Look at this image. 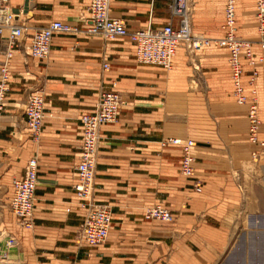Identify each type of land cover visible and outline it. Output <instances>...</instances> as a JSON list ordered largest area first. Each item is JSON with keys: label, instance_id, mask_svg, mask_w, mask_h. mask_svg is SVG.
Segmentation results:
<instances>
[{"label": "crops", "instance_id": "0c3cea01", "mask_svg": "<svg viewBox=\"0 0 264 264\" xmlns=\"http://www.w3.org/2000/svg\"><path fill=\"white\" fill-rule=\"evenodd\" d=\"M194 1L192 28L202 33L206 30L202 20L225 0ZM87 3L9 0L15 12H24L19 15L30 33L54 19L80 24ZM168 5V0H111L110 14L130 31L148 23L159 27L170 19ZM236 18L238 25V2ZM28 40L14 48L0 117V245L7 252L6 261L264 264V151L252 159L257 146L248 140L247 106L238 105L232 93L226 48L217 53L206 49L194 70L179 47L172 68L166 70L138 63L128 37L58 34L46 59L26 56ZM252 50L257 58L259 137L264 139V50L256 42ZM103 61L109 63L108 70L102 69ZM243 64L242 82L248 92L251 68L245 60ZM111 81H116L123 102L117 121L101 127L94 200L111 207L112 222L102 244L78 245L83 210L73 185L80 116L95 109ZM38 90L44 93L45 118L40 140L34 142L24 105L28 94ZM168 137L197 142L193 175L180 171L179 146H160ZM33 155L38 159L33 227L24 229L9 200L13 179L24 175ZM155 204L168 208L173 219H145L144 209ZM9 236L15 244L6 247Z\"/></svg>", "mask_w": 264, "mask_h": 264}, {"label": "built area", "instance_id": "2783aa9c", "mask_svg": "<svg viewBox=\"0 0 264 264\" xmlns=\"http://www.w3.org/2000/svg\"><path fill=\"white\" fill-rule=\"evenodd\" d=\"M170 19L159 27L150 23L130 31L122 19L110 14L111 0H88L86 13L80 16L81 23H70L60 19L51 20L47 25L34 28L30 33L28 26L21 20L19 13L9 5V0H0V117L6 105L9 90L11 59L14 48L24 45L26 55L33 59H46L50 52L51 42L55 35L97 36L103 39L128 37L135 45L136 61L145 65H156L166 70L173 66V59L182 45L189 50H199L203 47L217 45L228 50V64L232 80V93L239 105L247 106L248 140L257 149L251 152L252 159H257L261 149H264V139L259 137L261 118L258 108L256 91L248 93L242 82L244 72L243 60L251 68L250 84L257 74L255 64L257 58L253 54V42L237 34L238 25L236 9L238 0H225L224 18L221 24L222 35L208 37L195 33L190 22V0H168ZM255 18L257 23V40L260 49L264 50V0H254ZM258 60H262L259 57ZM109 63L102 62V69L108 70ZM44 93L33 91L28 94L24 115L27 129L32 141L40 140L44 125ZM122 97L116 88V81H111L110 87L101 91L95 109L91 113L80 116L81 141L78 161L75 165L76 182L73 189L78 198V205L83 210L82 221L76 235L78 245L91 247L102 244L108 237L112 222L111 207L94 200V179L98 159V145L101 138V127L114 123L118 119ZM197 142L193 139L168 137L160 141L161 147L179 146L182 157L181 173L189 177L194 173L195 158L193 149ZM38 183V159L36 155L29 157L24 166V175L12 181V194L9 207L16 217L18 225L24 229H32L35 191ZM195 189L200 190V183H195ZM145 219H155L169 222L173 219L172 212L162 205L155 204L144 209ZM15 239L9 236L5 239L6 247L13 246ZM6 259V254L0 245V261Z\"/></svg>", "mask_w": 264, "mask_h": 264}, {"label": "rangeland", "instance_id": "374dc122", "mask_svg": "<svg viewBox=\"0 0 264 264\" xmlns=\"http://www.w3.org/2000/svg\"><path fill=\"white\" fill-rule=\"evenodd\" d=\"M190 4L191 5H190L189 17H190V22L192 24L195 18V14H194L195 13V1L190 0ZM253 4H254V0H238L239 20H240V23L238 24V26L240 27H238L237 34L244 39L255 42L257 40V37H256V27H255L254 18H253V13H254ZM223 5H224L223 2L218 3V5L216 6L217 7L216 10L214 9V11L212 12L213 14L209 18L202 20L203 21L202 25L204 26V28H206V30L201 31L202 32L201 34L208 36V37H219L222 35L221 24L224 18V14H222L224 13ZM167 10L169 11L168 6H167ZM194 32L198 33L196 31ZM180 47H182L181 52L189 60L194 70L199 69V64H198L199 60L201 59V57H203L202 54L204 53L206 49L212 48L214 53H217L216 51L223 50L221 47H218L217 45H214V44L211 46L203 47L199 50H193V51L189 50L188 48L182 45ZM253 89L256 91V96L258 100V108H259L258 78L257 79L255 78L253 83L250 84L248 93H250L251 90ZM262 150L264 151V149H261V151ZM3 251L5 252V250ZM5 254H7V252H5ZM6 260L7 258L5 260L0 261V264H10L11 260L10 259L8 261Z\"/></svg>", "mask_w": 264, "mask_h": 264}]
</instances>
